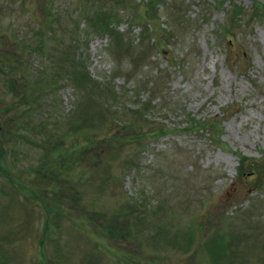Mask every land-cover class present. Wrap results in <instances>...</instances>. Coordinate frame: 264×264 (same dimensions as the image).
<instances>
[{"label":"rangeland","instance_id":"obj_1","mask_svg":"<svg viewBox=\"0 0 264 264\" xmlns=\"http://www.w3.org/2000/svg\"><path fill=\"white\" fill-rule=\"evenodd\" d=\"M0 145V264H264V0H0Z\"/></svg>","mask_w":264,"mask_h":264},{"label":"trees","instance_id":"obj_2","mask_svg":"<svg viewBox=\"0 0 264 264\" xmlns=\"http://www.w3.org/2000/svg\"><path fill=\"white\" fill-rule=\"evenodd\" d=\"M77 75H79L80 77L79 78H81V77H84L85 76V78L88 80V76L86 75V73L84 72V74H82V73H80V72H77ZM144 106L145 105H143V106H138V107H136V108H133L131 111H133V112H137L138 111V113H139V116L140 115H143V112H142V109L144 108ZM25 139H27L28 141H31L32 140V142H34V140H33V138L32 137H28V136H26V135H22ZM35 141H36V139H35ZM1 152H3V147L0 145V153ZM2 155L0 154V157H1ZM2 161V160H1ZM250 171H253V169H252V167H250ZM0 171H5L4 170V168L3 167H1L0 166Z\"/></svg>","mask_w":264,"mask_h":264}]
</instances>
